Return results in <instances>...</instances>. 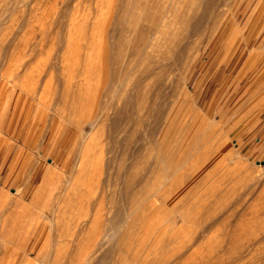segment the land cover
<instances>
[{"label": "rangeland", "instance_id": "1", "mask_svg": "<svg viewBox=\"0 0 264 264\" xmlns=\"http://www.w3.org/2000/svg\"><path fill=\"white\" fill-rule=\"evenodd\" d=\"M230 6L183 72L171 63L170 83L160 90L166 104L154 122V138L166 158L144 176L148 181L135 185L132 201L143 215L157 197L148 224L154 234H173L150 264H264V0H231ZM114 16L106 0H0V192L13 194L19 206L34 203L50 170L60 176L58 188L72 171L79 128L89 130L88 113L119 82L132 87L134 57L102 55L111 34L115 41L121 38L119 31L109 32ZM94 59L101 65L95 76ZM139 130L142 135L143 127ZM221 140L234 160L219 158ZM104 141L89 152L100 166L88 176V264L111 244L102 241L108 191L115 186L105 161H117ZM164 172L173 174L165 188ZM43 198L35 211L45 216L32 231L30 246L6 252L2 264H21L25 256L34 260L42 248L52 231L51 200L44 205ZM94 216L97 223L90 229ZM141 246L135 240L118 255L124 258L119 264L141 262L145 254L134 256Z\"/></svg>", "mask_w": 264, "mask_h": 264}, {"label": "bare ground", "instance_id": "2", "mask_svg": "<svg viewBox=\"0 0 264 264\" xmlns=\"http://www.w3.org/2000/svg\"><path fill=\"white\" fill-rule=\"evenodd\" d=\"M230 1L106 0L107 9L115 12L111 19L113 21L107 22L110 25L109 32L119 31L121 38L115 41L111 34L112 40L108 48L105 46L102 55L109 54L113 59L122 54L128 58L134 57L131 60L137 65L136 79L132 87L119 82L113 94L110 93L94 111H88L89 130H83L82 126L79 128L78 152L72 171L63 176L57 189L55 184L60 176L50 170L31 205L19 206L13 194L0 192V207H4L0 213V264L6 252L13 255L26 250L32 231L36 230L45 216L44 211H35L36 203L45 195L44 205L51 200L52 231L44 239L35 259L25 256L21 264H88V176L94 174L100 166L89 152L101 140H105L101 143L106 142L108 152L117 161L112 162L109 157L105 159L109 182L115 186L109 183L113 187L111 192L108 191L110 197L105 212L107 228L102 241H110L111 244L89 264L124 262V258L118 255L131 249L137 239H140L142 246L134 252V256L138 259L140 254L145 255L141 262L134 264H150L157 260L160 249L169 245L173 234H154L153 227L148 224L146 215L155 211L157 197L144 206L143 215L135 212L138 204L132 201L136 197L135 185L142 180L148 181L144 176L158 168V163L166 158L167 152L160 145L162 142L154 138L157 133L154 122L160 119V109L166 104L160 98V90L170 83L168 72L171 63L177 66L178 72H183L188 63L196 58L213 35L224 13L231 9ZM261 8V5L255 8L251 20L247 22L248 26ZM100 68V63L94 59L90 67L92 74L95 76ZM98 82L95 81L94 88H99ZM175 90L176 85H172L171 91ZM59 114L64 120L73 121L71 116ZM140 127H143L142 135ZM217 148L221 160L226 157L234 160L235 155L226 142L221 140ZM209 149L206 147L203 152ZM205 165L201 164L202 168ZM164 173V179L160 182L163 188L172 184L170 177L173 175ZM203 196L210 198L206 194ZM97 219L94 216L89 220L90 229L97 223ZM142 232L144 234H140ZM146 246L148 250H145Z\"/></svg>", "mask_w": 264, "mask_h": 264}, {"label": "crops", "instance_id": "3", "mask_svg": "<svg viewBox=\"0 0 264 264\" xmlns=\"http://www.w3.org/2000/svg\"><path fill=\"white\" fill-rule=\"evenodd\" d=\"M42 182H43V179H42Z\"/></svg>", "mask_w": 264, "mask_h": 264}]
</instances>
